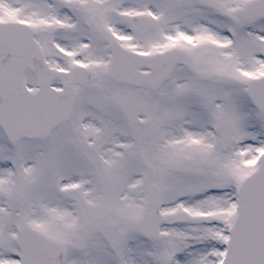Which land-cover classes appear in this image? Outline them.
Returning <instances> with one entry per match:
<instances>
[{
	"label": "snow or ice",
	"instance_id": "1",
	"mask_svg": "<svg viewBox=\"0 0 264 264\" xmlns=\"http://www.w3.org/2000/svg\"><path fill=\"white\" fill-rule=\"evenodd\" d=\"M0 264H264V0H0Z\"/></svg>",
	"mask_w": 264,
	"mask_h": 264
}]
</instances>
